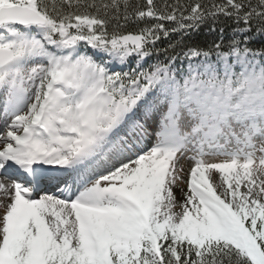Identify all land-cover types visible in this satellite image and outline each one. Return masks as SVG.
I'll return each instance as SVG.
<instances>
[{
	"label": "snow or ice",
	"instance_id": "1",
	"mask_svg": "<svg viewBox=\"0 0 264 264\" xmlns=\"http://www.w3.org/2000/svg\"><path fill=\"white\" fill-rule=\"evenodd\" d=\"M0 264H264V0H0Z\"/></svg>",
	"mask_w": 264,
	"mask_h": 264
},
{
	"label": "trees",
	"instance_id": "2",
	"mask_svg": "<svg viewBox=\"0 0 264 264\" xmlns=\"http://www.w3.org/2000/svg\"><path fill=\"white\" fill-rule=\"evenodd\" d=\"M174 39H175V37H174ZM167 43H168L167 41H164L163 45H161V46H166ZM125 70H127V69H125Z\"/></svg>",
	"mask_w": 264,
	"mask_h": 264
},
{
	"label": "rangeland",
	"instance_id": "3",
	"mask_svg": "<svg viewBox=\"0 0 264 264\" xmlns=\"http://www.w3.org/2000/svg\"><path fill=\"white\" fill-rule=\"evenodd\" d=\"M119 68H117V70H118Z\"/></svg>",
	"mask_w": 264,
	"mask_h": 264
}]
</instances>
